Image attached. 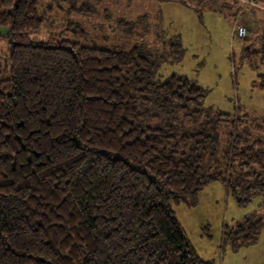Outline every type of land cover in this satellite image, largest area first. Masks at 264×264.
Wrapping results in <instances>:
<instances>
[{
	"label": "trees",
	"instance_id": "obj_1",
	"mask_svg": "<svg viewBox=\"0 0 264 264\" xmlns=\"http://www.w3.org/2000/svg\"><path fill=\"white\" fill-rule=\"evenodd\" d=\"M84 1L0 0V264H214L172 206L216 182L239 207L264 194V139L237 130L219 155L209 121L181 123L200 119L202 88L178 75L154 81L139 47L63 39L53 14L64 4L89 12ZM262 233L251 215L224 245Z\"/></svg>",
	"mask_w": 264,
	"mask_h": 264
},
{
	"label": "rangeland",
	"instance_id": "obj_2",
	"mask_svg": "<svg viewBox=\"0 0 264 264\" xmlns=\"http://www.w3.org/2000/svg\"><path fill=\"white\" fill-rule=\"evenodd\" d=\"M80 1L77 5H81ZM89 12L56 10L54 31L63 39L108 50L139 47L154 63L153 80L183 76L205 91L195 109L200 119L181 116L182 126L209 121L223 155L231 133L264 139V0L242 14L248 33L233 34V0H86ZM47 5V4H46ZM57 5V4H56ZM62 5V4H60ZM46 6H41L43 11ZM83 25L85 33H79ZM71 26L73 27L71 29ZM0 25V35L7 33ZM8 41L0 40V62ZM240 118V122L238 119ZM182 229L202 260L214 264H264V233L255 244L233 250L224 245L226 229L258 215L264 224V194L239 207L227 188L216 182L191 204H173Z\"/></svg>",
	"mask_w": 264,
	"mask_h": 264
},
{
	"label": "built area",
	"instance_id": "obj_3",
	"mask_svg": "<svg viewBox=\"0 0 264 264\" xmlns=\"http://www.w3.org/2000/svg\"><path fill=\"white\" fill-rule=\"evenodd\" d=\"M257 0H239V10L234 19L233 34L245 38L248 33L247 26L244 24L242 14L246 6H256Z\"/></svg>",
	"mask_w": 264,
	"mask_h": 264
}]
</instances>
